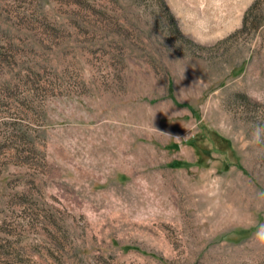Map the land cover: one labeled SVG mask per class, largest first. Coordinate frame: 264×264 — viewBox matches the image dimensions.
Segmentation results:
<instances>
[{"label": "rangeland", "instance_id": "374dc122", "mask_svg": "<svg viewBox=\"0 0 264 264\" xmlns=\"http://www.w3.org/2000/svg\"><path fill=\"white\" fill-rule=\"evenodd\" d=\"M256 2L0 0V264H264Z\"/></svg>", "mask_w": 264, "mask_h": 264}, {"label": "clouds", "instance_id": "9594fccd", "mask_svg": "<svg viewBox=\"0 0 264 264\" xmlns=\"http://www.w3.org/2000/svg\"><path fill=\"white\" fill-rule=\"evenodd\" d=\"M261 133H264V127L257 126L253 134L251 143L255 145L264 144V139L261 138ZM254 238L260 247H264V224H262L254 233Z\"/></svg>", "mask_w": 264, "mask_h": 264}, {"label": "trees", "instance_id": "16d2710c", "mask_svg": "<svg viewBox=\"0 0 264 264\" xmlns=\"http://www.w3.org/2000/svg\"><path fill=\"white\" fill-rule=\"evenodd\" d=\"M260 0H257L256 3H254V5L246 12L245 16H244V23H243V29H247L248 24L250 23L251 20V15L253 14V12L256 10V8L259 5Z\"/></svg>", "mask_w": 264, "mask_h": 264}]
</instances>
